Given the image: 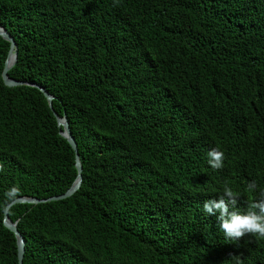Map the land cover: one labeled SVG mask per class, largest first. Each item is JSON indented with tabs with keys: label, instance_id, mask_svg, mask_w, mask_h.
<instances>
[{
	"label": "trees",
	"instance_id": "16d2710c",
	"mask_svg": "<svg viewBox=\"0 0 264 264\" xmlns=\"http://www.w3.org/2000/svg\"><path fill=\"white\" fill-rule=\"evenodd\" d=\"M0 27L8 78L53 97L81 165L70 197L7 210L22 264H264V239L202 208L226 181L240 210L264 190V0H0ZM0 163V264H17L5 193L60 195L75 169L43 95L1 78Z\"/></svg>",
	"mask_w": 264,
	"mask_h": 264
},
{
	"label": "clouds",
	"instance_id": "9594fccd",
	"mask_svg": "<svg viewBox=\"0 0 264 264\" xmlns=\"http://www.w3.org/2000/svg\"><path fill=\"white\" fill-rule=\"evenodd\" d=\"M208 164L214 170L223 168L224 153L218 148H212L207 152ZM0 171L3 165L0 163ZM258 189L256 181L247 184V191L255 193ZM20 190L12 186L5 193L6 202L10 203L19 197ZM240 193L226 181L222 194L218 198L207 199L203 202V212L207 216H215L219 229L228 239L239 240L246 235L256 236L264 239V190L259 191V196L246 202L247 206L243 210L237 207ZM242 255V254H241ZM235 264H243L240 255L232 256Z\"/></svg>",
	"mask_w": 264,
	"mask_h": 264
},
{
	"label": "water",
	"instance_id": "95a60500",
	"mask_svg": "<svg viewBox=\"0 0 264 264\" xmlns=\"http://www.w3.org/2000/svg\"><path fill=\"white\" fill-rule=\"evenodd\" d=\"M0 38L8 43V50L7 54L3 63V67L0 73V78L4 86L6 87H17V86H29L37 89L44 97L49 110L52 113V116L55 119L56 125L58 127L59 135L64 138L73 151V164L75 169V177L71 183V185L60 195L48 197L45 199H36V198H26V197H18L14 201L8 203L4 207L3 216H2V225L5 229H7L10 233H12L15 239V249H16V263L22 264V257H23V238L19 235L16 230L15 223H11L7 218V210L14 204H30L35 205L38 203H46L52 201H59L70 197L80 185L81 180V165L79 163L78 154L76 150V144L70 134L68 123L65 118V114L63 113L62 116L59 118L51 108V100L53 97L49 95L42 87L25 81H17L11 78H8L7 71L13 66L15 59H16V46L12 39V37L2 28L0 27Z\"/></svg>",
	"mask_w": 264,
	"mask_h": 264
}]
</instances>
